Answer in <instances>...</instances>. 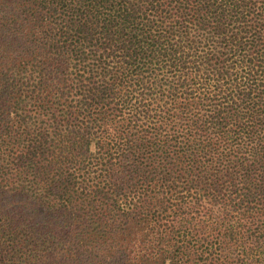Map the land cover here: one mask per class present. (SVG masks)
Wrapping results in <instances>:
<instances>
[{
  "label": "trees",
  "instance_id": "obj_1",
  "mask_svg": "<svg viewBox=\"0 0 264 264\" xmlns=\"http://www.w3.org/2000/svg\"><path fill=\"white\" fill-rule=\"evenodd\" d=\"M0 264H264V0H0Z\"/></svg>",
  "mask_w": 264,
  "mask_h": 264
}]
</instances>
